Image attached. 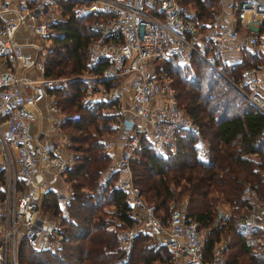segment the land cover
Instances as JSON below:
<instances>
[{
  "label": "built area",
  "instance_id": "1",
  "mask_svg": "<svg viewBox=\"0 0 264 264\" xmlns=\"http://www.w3.org/2000/svg\"><path fill=\"white\" fill-rule=\"evenodd\" d=\"M59 0H0V147L4 159L3 195L6 209L0 219V264H22L19 244L24 239L35 249L55 251L63 246L61 215L42 208L45 193L60 180L67 188L59 191V205L66 212L73 195L66 173L73 162L71 152L56 151L42 140L38 128L39 103L55 95L70 77L46 74L45 52L52 43V24L58 17ZM219 6L207 21L194 18L181 0H89L77 5L81 14H99L92 22L95 31L82 78L95 80L89 69L106 60L100 78L117 84L94 91L86 99L104 97L119 100L115 123L123 148L103 175L115 173L114 184L125 193L135 224L120 233V244L130 249L138 231L158 237L178 264H226L225 241L218 240L209 256L198 222L187 211L186 201H170L168 214L156 213L133 179L131 159L142 138L155 149L172 142L177 134L198 130L176 96V88L166 72L156 70V62L169 56L184 63L196 54L220 71L221 62L235 60L242 49L258 55L261 62L242 68L245 88H238L264 110L260 90L264 88V0H218ZM205 26V41L195 33ZM201 43L199 46L198 43ZM127 80L130 105L124 104L122 82ZM48 110L55 112V124L69 118L54 99ZM207 158V145H196ZM264 182V180H263ZM5 184L7 188H5ZM245 183L242 194L250 206L246 219L251 223L259 212L264 215V184ZM12 203L10 204V200ZM224 212L219 214L223 216Z\"/></svg>",
  "mask_w": 264,
  "mask_h": 264
},
{
  "label": "trees",
  "instance_id": "2",
  "mask_svg": "<svg viewBox=\"0 0 264 264\" xmlns=\"http://www.w3.org/2000/svg\"><path fill=\"white\" fill-rule=\"evenodd\" d=\"M60 1L63 14L52 24V43L45 52L46 74L70 77L67 84L56 88L54 93L55 103L69 114L63 129L69 136L68 147L74 157L66 179L74 193L66 212L60 208L56 189H49L43 198L46 212L61 215L63 246L55 251L35 249L23 239L19 259L23 264L168 261L158 248L143 242L145 232L135 235L130 249L120 244L121 231L134 226L135 218L124 191L114 184L115 173L103 175L100 172L112 161L106 134L118 130L114 123L119 114H111L109 109L117 108L119 100L99 96L86 99L91 83L89 78L81 77L89 68L88 49L95 34L91 22L99 14L78 12L77 5L89 0ZM192 1L200 18H211L214 13L212 0ZM192 58L201 57L194 54ZM261 61L258 55L242 49L241 59L221 62L229 78L238 84L234 85L218 72L204 74L199 61L193 63V75L186 77L180 73L178 65L181 63L175 57L157 60L156 70L172 77L178 103L191 116L198 130L177 134L175 148H167L165 155L156 151L149 138H142L131 159L133 179L144 197L156 204L159 216L165 218L168 214L170 201L186 196L188 214L198 222L200 229H204L206 256L221 239L223 231L225 234L232 231L236 238L226 245V264H264V251L257 250L246 236L255 234L256 227L244 229L238 221L241 211L250 206L242 194V185L246 182L260 184L264 178V110L238 88L245 86L242 68ZM105 65L106 60H100L89 70L96 75L98 84L110 88L117 81L99 77ZM237 65L241 66L239 74L235 69ZM97 86L93 84L94 91L99 89ZM201 140L206 142L207 158H201L197 151L196 145ZM222 202L232 206V215L226 224L214 227L217 206Z\"/></svg>",
  "mask_w": 264,
  "mask_h": 264
},
{
  "label": "rangeland",
  "instance_id": "3",
  "mask_svg": "<svg viewBox=\"0 0 264 264\" xmlns=\"http://www.w3.org/2000/svg\"><path fill=\"white\" fill-rule=\"evenodd\" d=\"M212 1H213V3H212V10L213 11H216L218 9V6H219L218 0H212ZM86 2H88V1H86ZM185 4H186V6L190 10H193V9L195 10V14L193 15L194 18H197L198 20H202V21H207L208 20L209 17L208 18L207 17L206 18L205 17L200 18L197 15V13H196L197 11H196V8H195L192 0L186 1ZM56 7L58 8V10L56 11V14L58 15V17L56 18V20L58 21L59 18H61L62 14H63L62 13V1L59 0L58 6H56ZM204 32H205V26L204 27H201V29L198 30L195 33V35H194L195 39L197 41H199V42L205 41V38L203 36ZM199 42H197V43L200 46L201 43H199ZM194 61H199L200 65L205 70L204 74H213V73H217L218 72V73H220V75L222 77L224 76L231 83H233V84L235 83L234 81H232L231 78H229V76H228L229 75V72H227L223 67H221V63H220V71H218V70L214 69L213 67H211L203 58L202 59L201 58H192V59H190L187 62H184V63H181L180 62L181 65H178L180 67V73L186 75V77H190L191 75H193L194 70H195V65L193 64ZM176 63L177 62H175V64ZM240 68H241V66H239V65H237V68L235 67V69L238 70V74H239ZM170 78L172 79V77H170ZM90 83L91 84H90L89 89L91 87H93V84H96V86L98 84L96 82V80H90ZM121 85L125 87L124 97H123V100L122 101L124 102V104L126 106H129L130 105V91L128 90V86L129 85H128L127 80H125L124 82H122ZM234 85H238V84H234ZM98 86H99V89H100L101 88V84L99 83ZM244 88H245V86H244ZM260 92H261V96H260V98H261L264 95V88L261 89ZM87 94H89V91H88ZM263 102H264V100H263ZM109 112L111 114H117V113H114V112H111V111H109ZM116 121H115V123H116ZM115 134L117 136V132L116 133L115 132L114 133H110L108 135L106 134V136L113 137ZM167 148H173V149L175 148V139H173L172 142H170L169 144L165 145L161 149H156V151L158 153H161L162 155H165ZM3 171H4V159H3V154H2L1 147H0V190H2V191H3V184L5 183V176H4L5 172H3ZM263 180H264V178L262 179V183L259 184V188H260L259 191L260 192H261V190L263 188V184H264ZM244 184L242 185V188H243ZM5 188H7V185L6 184H5ZM54 188L58 189L60 187L55 184L54 185ZM241 191H242V189H241ZM57 192L59 193V191H57ZM5 195L6 194L3 195V193L0 192V219L3 216V213H4L5 209H6V204H5L4 199H3ZM182 200H185L186 201V196L185 195L181 196L178 201H176V200H172V201H174V202H180ZM11 203H12V199L10 200V204ZM42 208H43V201H42ZM217 210H218V212H217V218H216V220H215V222L213 224L214 227H218L217 225L219 223L220 224H226L228 218H230V216L232 215L233 208H232V206L229 203L222 202V203H219L218 204ZM247 211H248V209H244L243 211H241L240 216L238 218V221H239V223L241 222V224L244 227V229H247L249 226L256 227L257 231H256L255 234H251L250 233V234H246V236H247L248 240H250L251 242L254 243L253 245L255 246V248H257V250L260 249V250L264 251V215L261 212V210L259 212V209H258V211H257L258 214L255 216L254 221L251 223L250 221H248L246 219ZM221 212H224L222 218L219 217V214ZM139 232H141V231H138L137 234ZM142 233H144V232H142ZM201 233L204 234V229H201ZM223 233L220 234V236H221V239L220 240L225 241V244L226 245H228L230 242L234 241L235 238H236V236L234 234H232V231H227L226 234H225V231H223ZM144 235H145V237H144L143 242H145L147 244H150V246H153L154 248H158L159 251L161 252V254L164 257H167L166 259H168V261H165V260H161V261L160 260H155L152 264H178L179 263L178 262V259L174 258L171 255V253L169 252V250L167 249V247L165 246V244L158 237H156L154 235H151L149 233H144ZM20 244H19V246H20ZM226 245H225L226 250H225V252L223 251V254H224L225 258H226L227 249H228V247H226Z\"/></svg>",
  "mask_w": 264,
  "mask_h": 264
},
{
  "label": "crops",
  "instance_id": "4",
  "mask_svg": "<svg viewBox=\"0 0 264 264\" xmlns=\"http://www.w3.org/2000/svg\"><path fill=\"white\" fill-rule=\"evenodd\" d=\"M241 57H242V50L234 54L235 60L241 59ZM52 99H54L55 101V95L53 97H47L41 100V102L39 103L38 109L40 116L38 119V128L41 130L42 140L50 143L51 146L54 147L56 151L62 153L71 152V150L68 147V143L70 141L69 136L67 132L63 129L64 121L61 122L60 126H57L54 122L56 117L55 112L48 110L47 105L49 104L50 101H52ZM106 143H107L108 151L112 155V159L116 158L123 148V145L118 140L116 134L113 137L106 136ZM55 184L63 188V190L67 188V185L66 184L64 185L60 180H55L54 185Z\"/></svg>",
  "mask_w": 264,
  "mask_h": 264
}]
</instances>
